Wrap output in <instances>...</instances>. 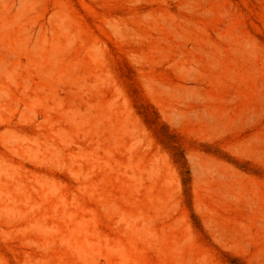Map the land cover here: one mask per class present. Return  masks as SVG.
<instances>
[{
    "label": "rangeland",
    "instance_id": "374dc122",
    "mask_svg": "<svg viewBox=\"0 0 264 264\" xmlns=\"http://www.w3.org/2000/svg\"><path fill=\"white\" fill-rule=\"evenodd\" d=\"M0 264H264V0H0Z\"/></svg>",
    "mask_w": 264,
    "mask_h": 264
}]
</instances>
